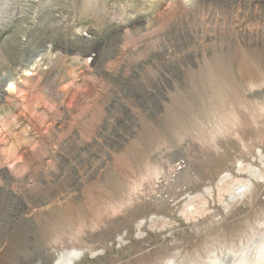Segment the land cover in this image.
Returning a JSON list of instances; mask_svg holds the SVG:
<instances>
[{"label":"rangeland","instance_id":"obj_1","mask_svg":"<svg viewBox=\"0 0 264 264\" xmlns=\"http://www.w3.org/2000/svg\"><path fill=\"white\" fill-rule=\"evenodd\" d=\"M0 2V264H264V0Z\"/></svg>","mask_w":264,"mask_h":264},{"label":"bare ground","instance_id":"obj_2","mask_svg":"<svg viewBox=\"0 0 264 264\" xmlns=\"http://www.w3.org/2000/svg\"><path fill=\"white\" fill-rule=\"evenodd\" d=\"M1 1V0H0ZM9 1V0H8ZM11 2V1H10ZM0 3H2V2H0ZM9 3V2H8ZM13 3H14V1H13ZM39 3H40V1H39ZM3 4V3H2ZM2 4H0V9H1V7L3 8L4 6H2ZM5 4H6V2H5ZM4 4V5H5ZM15 4V3H14ZM21 4V3H20ZM18 5V4H17ZM7 6V5H6ZM12 7V6H11ZM15 7H18V6H15ZM22 7V6H21ZM4 8H6V7H4ZM8 8H10L9 6L7 7V9ZM12 8H14V5H13V7ZM20 9H22V8H19V10ZM24 10V9H23ZM11 11V10H10ZM9 11V12H10ZM22 10H20V12H19V14L20 13H22L21 12ZM12 13V12H11ZM23 13H25V12H23ZM23 17V16H22ZM22 17H20V18H22ZM22 28V27H21ZM27 70V69H26ZM30 75H32V73H28L27 72V74H26V76H30ZM8 88L6 89V90H14L15 89V87H17V86H15V83L11 80V81H9L8 82ZM14 92V91H13ZM12 92V93H13ZM258 172H260V170H258ZM250 183L252 184L253 183V181H250ZM245 188H247V187H245ZM242 189V188H241ZM232 195V194H231ZM228 208V207H227ZM143 223V222H142ZM141 223V224H142ZM140 224V225H141ZM142 228V227H141ZM122 243V241L120 242V244ZM81 257V253H74V255L73 256H70V257H65V262H63L64 264H78V259ZM82 259H84V258H82ZM81 259V260H82ZM83 261V260H82Z\"/></svg>","mask_w":264,"mask_h":264}]
</instances>
